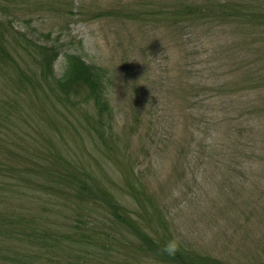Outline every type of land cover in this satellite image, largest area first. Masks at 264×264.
<instances>
[{"label": "rangeland", "instance_id": "374dc122", "mask_svg": "<svg viewBox=\"0 0 264 264\" xmlns=\"http://www.w3.org/2000/svg\"><path fill=\"white\" fill-rule=\"evenodd\" d=\"M207 1L5 2L15 46H23L20 32L46 40L41 32L52 30L65 49L78 50L109 69L117 137L109 142L90 135L88 130L96 132L86 116L57 114L60 105L56 109L49 105L60 141L28 101L21 103L26 111L6 110L15 109L7 101L17 98L23 87L17 80L19 71L9 72L7 84L0 77V133L2 143L10 144L1 158L34 169L35 161L46 163H40L43 145L60 144L65 155L75 157L130 209L141 215L144 211L143 200L131 185L145 189L164 210L170 227L189 243L233 263H253L264 256V89L252 90L248 79L264 68V36L236 23L171 21L172 8ZM63 63L61 57L58 73ZM28 121L39 123L48 139L42 134L26 136ZM33 171L25 174L29 181L39 178ZM26 186L21 197L16 195L6 206L16 205L24 213L39 209L43 223L51 224L43 225L48 231L56 220L62 226L76 223L81 208L45 195L36 182ZM10 194L2 191L0 200ZM147 218L140 219L145 226ZM98 225L109 234L104 239H95L85 228L91 241L72 245L67 239L63 244L70 247L61 249L45 242L46 237L35 242L32 228L33 242L23 238L27 250H13L11 235L0 237V264H18L19 254L31 257L24 264H141L133 244L126 243L135 242L130 234L120 242L110 221ZM80 246L84 250L77 255Z\"/></svg>", "mask_w": 264, "mask_h": 264}, {"label": "trees", "instance_id": "16d2710c", "mask_svg": "<svg viewBox=\"0 0 264 264\" xmlns=\"http://www.w3.org/2000/svg\"><path fill=\"white\" fill-rule=\"evenodd\" d=\"M7 1L0 0V4L6 7L0 10V77H4L7 84L9 72L19 71L17 80L23 84V87H21L22 93L17 98L14 96L7 101V104L15 109L5 107L6 110L26 111L21 103L28 101L35 106L34 113L39 115L40 121L47 124L51 131L53 130V135L58 136L60 141L58 126H52L56 117L54 118V112L51 113L49 108V105L55 109L60 105L57 114L68 117L72 114L74 119L86 116V120L93 124L92 129L96 132L88 130L90 135L97 134L101 140L114 142L117 137L114 132L115 115L111 101L114 78L109 69L89 61L84 53L78 50L65 49L64 44L60 43V38L52 37V30L46 33L41 32L46 40L36 37V35L39 36L38 34L20 32L23 46H15L9 36L12 34V29L8 27V24L12 27V21L8 16L5 17L10 11L5 4ZM169 14L174 24L185 21L190 23L198 21L197 23L200 22V24L217 21L220 22L219 25L236 23L255 28L264 36V0H208L205 4L172 8ZM124 15L131 18L130 14ZM149 15L152 14L149 13ZM61 57L64 63L61 73H58L56 64ZM248 81L252 84V90L264 89V68L254 71ZM38 100L40 103L34 105L33 102ZM0 109L1 113L2 108ZM28 122L30 130L29 133L26 132V136L32 138L42 134L44 139H48L47 133L41 131L39 123L31 125L32 122ZM1 129L0 125V131ZM50 141L52 142L51 138ZM2 142L3 134L0 133V194L4 190L11 194L8 197L3 196L5 199L0 200V237L7 239L11 235L13 239L10 244L13 250L16 247L18 250L20 247L27 250L24 247L23 238L33 242L31 228L35 232V242L39 236L46 237L45 242L54 243V246L58 247L56 249H61L70 247L63 244L67 239L72 241V245L91 241L89 232L84 231L85 228L91 230L90 233L95 239H104L103 237L109 234L104 235L106 232L99 230L101 224L99 226L98 222L110 221L111 226L116 229L115 238L120 242L128 240L125 233L133 237L135 242L128 240L126 243L133 244L135 255L142 258L141 264L147 259L154 261L155 264H264V259H260L264 256L257 258L253 263H233L226 258L201 251L200 248L189 243L186 237L177 234L175 228L170 227L169 218L164 210L145 189L141 190L131 185L135 192H138L136 197L138 199L141 197L143 200L144 211L141 215L139 211L132 210L122 203L84 165L77 162L75 157L65 155L60 144L50 145V148L43 145L40 163L43 161L46 163L40 165L35 161L34 169H31L28 165L19 167L1 158L2 153L6 154L4 151L7 145H10L8 141ZM33 170L37 172L39 178L31 181L36 182L45 195L59 196L70 202L69 207L82 209L76 216V223L62 226L58 225L56 220L55 228L48 231L44 226L51 227V224L43 223L44 217L41 216L39 209L34 208V211L24 213L21 209H17L16 205L6 206V201H11L16 195L21 197L22 192L27 188L26 184L31 183L25 174L27 172L35 174ZM29 189L33 188L29 187ZM137 216L141 221H144L145 217L150 218L147 225H143ZM170 240L178 242V250L171 256L161 251ZM3 243L7 244V241ZM78 249L77 255H80L84 247L80 246ZM28 258L31 257L19 254L17 262L18 264L27 263Z\"/></svg>", "mask_w": 264, "mask_h": 264}, {"label": "clouds", "instance_id": "9594fccd", "mask_svg": "<svg viewBox=\"0 0 264 264\" xmlns=\"http://www.w3.org/2000/svg\"><path fill=\"white\" fill-rule=\"evenodd\" d=\"M178 250V242L175 240H170L161 250L163 253L167 255H175L176 251ZM143 264H155L152 260H147L143 262Z\"/></svg>", "mask_w": 264, "mask_h": 264}]
</instances>
